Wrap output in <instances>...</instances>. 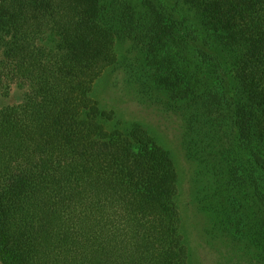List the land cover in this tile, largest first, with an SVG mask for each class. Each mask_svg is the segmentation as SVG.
Returning a JSON list of instances; mask_svg holds the SVG:
<instances>
[{
    "label": "trees",
    "instance_id": "1",
    "mask_svg": "<svg viewBox=\"0 0 264 264\" xmlns=\"http://www.w3.org/2000/svg\"><path fill=\"white\" fill-rule=\"evenodd\" d=\"M178 1L196 13L198 31L234 56L246 97L233 132L253 156L249 179L264 215V0ZM114 3L0 0V98L14 85L25 89L20 103L0 108L2 264H191L171 154L93 97L119 64L116 26L157 48L187 18L175 20L166 0H145L143 15ZM206 44L196 39L194 47L218 75L223 63ZM134 82L140 101L145 88ZM183 88L177 82L171 96ZM212 95L220 108L222 96Z\"/></svg>",
    "mask_w": 264,
    "mask_h": 264
},
{
    "label": "rangeland",
    "instance_id": "2",
    "mask_svg": "<svg viewBox=\"0 0 264 264\" xmlns=\"http://www.w3.org/2000/svg\"><path fill=\"white\" fill-rule=\"evenodd\" d=\"M114 2L119 10L130 4L137 15L146 12L145 0ZM178 2L166 0L168 13L174 12L175 20L180 13L186 16L188 26L164 38L157 48L148 47V35L139 45L116 26L119 64L98 81L93 97L127 124H141L171 154L191 264H264V215L249 179L254 159L238 145L233 132L234 125L241 123L236 107L246 97L235 74L234 56L198 31L193 25L198 23L196 13H185L187 6L178 7L183 4ZM196 39L206 40V52L223 63L218 75L211 58L194 47ZM196 54L203 65L193 62ZM134 81L145 88L140 101ZM177 82L184 88L174 98L171 93ZM24 93V87L14 85L10 95L0 98V108L20 103ZM215 93L222 96L220 108L212 100ZM224 124L229 133L222 131ZM229 146L238 151L231 152Z\"/></svg>",
    "mask_w": 264,
    "mask_h": 264
}]
</instances>
